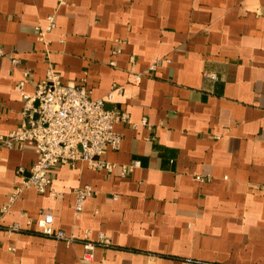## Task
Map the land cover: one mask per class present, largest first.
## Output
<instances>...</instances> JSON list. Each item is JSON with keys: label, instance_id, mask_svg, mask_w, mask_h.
Segmentation results:
<instances>
[{"label": "crops", "instance_id": "crops-1", "mask_svg": "<svg viewBox=\"0 0 264 264\" xmlns=\"http://www.w3.org/2000/svg\"><path fill=\"white\" fill-rule=\"evenodd\" d=\"M58 1L0 0V137L49 65L94 100L111 94L106 109L129 122L97 158L111 171L58 166L56 195L23 190L4 212L38 151L0 146V226L21 229L0 236V264H80L82 242L100 234L110 246L92 264H264V0ZM49 15L44 44L36 27ZM85 185L95 194L76 215ZM45 215L75 242L40 234Z\"/></svg>", "mask_w": 264, "mask_h": 264}, {"label": "built area", "instance_id": "built-area-1", "mask_svg": "<svg viewBox=\"0 0 264 264\" xmlns=\"http://www.w3.org/2000/svg\"><path fill=\"white\" fill-rule=\"evenodd\" d=\"M70 0H59L58 6L66 5ZM55 27V16L47 17V26L36 27L38 41L47 44L46 33ZM119 52V50L117 51ZM5 53L0 49V57ZM131 62L134 63L133 58ZM17 63L16 59L12 60ZM114 65V63H112ZM156 65H153V69ZM24 73V77L27 76ZM205 78L216 80L212 73H205ZM23 86V82H21ZM24 106L20 124L7 136L0 137V146L12 148L14 144L31 141L38 151V158L28 169V176L23 168L17 173L21 181L14 193L8 198L2 211H6L23 190H34L39 194L51 192L52 179L50 171L58 166L74 168L79 161L87 162L93 170L111 171L114 164L101 161L99 156L106 148L116 150L121 143V136L114 131L117 123H128L129 116L117 109L108 110L105 103L110 100L111 94L105 99L94 100L84 86L69 87L61 83L60 76L49 65L45 78L37 85L34 93L24 95ZM144 124V122H142ZM96 158V159H95ZM138 166L134 162L123 167L121 175L124 177L128 171ZM200 182L205 179L197 177ZM74 211L79 215L83 209L84 201L93 196L95 191L89 185L75 188ZM116 198V196H113ZM37 227L40 234L65 242L67 246L75 242V238L67 236L62 231L53 230V217L45 215L38 219ZM21 232L18 224L8 227L0 226V236H11ZM83 253L80 264H92L96 246L109 247L110 242L103 234L98 237L97 243L83 241ZM192 262L191 260H186ZM201 264V262H196Z\"/></svg>", "mask_w": 264, "mask_h": 264}]
</instances>
